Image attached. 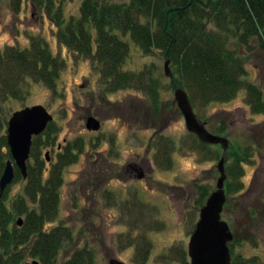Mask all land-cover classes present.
Returning <instances> with one entry per match:
<instances>
[{
	"label": "rangeland",
	"instance_id": "1",
	"mask_svg": "<svg viewBox=\"0 0 264 264\" xmlns=\"http://www.w3.org/2000/svg\"><path fill=\"white\" fill-rule=\"evenodd\" d=\"M67 1L63 15L77 16L83 0ZM15 4L12 0H0V51L10 46L28 48V34L38 35L45 39L51 54L66 65L55 92L43 84L31 83L26 85V94L21 99L0 100V141L7 135V125L2 123L5 117L41 105L54 120L55 149L57 144L64 147L68 143L74 146L78 140L83 143L78 161L63 168L58 218L50 225L68 227L74 235V241L61 250L57 264H65L76 250L84 248L85 241L96 253V264H109L111 260L123 264H165L166 260L174 259L178 249L187 253L190 262L188 244L203 206L200 187L207 191L205 205L216 190L221 154L218 150L222 149L212 146L210 154L204 153L207 151L199 145L197 137L187 131L174 101L171 79L165 76L166 59L156 52L144 55L126 38L130 54L124 70L153 72L160 86L158 108L140 90L125 89L104 97L90 63L58 43L56 28L42 8L35 10L33 3L27 1L17 16ZM240 53L247 81L263 87V55L257 50L247 54L242 49ZM169 69L172 72L171 65ZM245 96V91H240L230 103L193 109L210 133L217 135L218 130L224 129L221 137L229 141L235 155L230 162L227 158L225 167L234 166V162L230 163L243 158L246 149L251 155L252 164L245 167L242 180L244 188L228 198L222 219L230 225L236 254L246 260L256 259L255 264H264V114H254ZM89 117L100 121L98 132L86 129ZM165 143H171L169 168L161 163L159 154ZM45 149L41 155L43 163L44 155L50 153ZM8 151L7 146L0 144L5 162ZM57 151L50 154L48 164H43V169H47L43 174L45 180L57 165ZM93 160H100L98 168L102 171L89 175L93 172ZM141 171L144 177L139 179ZM25 186L22 179L9 185L4 193L7 207L23 193ZM20 218L24 219L15 220ZM147 247L149 257L143 261L141 257Z\"/></svg>",
	"mask_w": 264,
	"mask_h": 264
},
{
	"label": "trees",
	"instance_id": "2",
	"mask_svg": "<svg viewBox=\"0 0 264 264\" xmlns=\"http://www.w3.org/2000/svg\"><path fill=\"white\" fill-rule=\"evenodd\" d=\"M12 1L18 9L21 0ZM27 1L30 5L33 3L34 9L42 8L56 28L55 37L61 46L90 63L104 97L125 89L140 90L158 108L160 86L153 72L124 70L130 54L128 38L144 55L156 52L170 61L173 69L170 88L176 85L183 89L194 109L212 103H230L240 91H245V101L251 111L264 114V83L260 88L247 81L244 57L240 53L242 49L247 54L259 51L264 66V0H131L129 3L83 0L77 16L68 18L63 15L67 0ZM27 1L23 0L25 4ZM27 39L28 48L20 50L10 46L0 51L1 102L21 99L26 94V85L31 83L56 91L65 61L51 54L41 36L28 34ZM9 118H4L3 125H8ZM54 127V123L48 125L45 141L41 136L33 138V163L27 165L23 193L10 207L5 204L4 194L0 198V264H32L33 261L57 264L61 250L74 241L70 228L50 225L58 218L63 168L78 161L83 143L76 141L45 180L42 149L53 143L57 132ZM223 132L222 128L217 135ZM198 143L207 151L204 153L210 154L212 146ZM0 144L7 146V138L2 137ZM170 145L165 143L163 150H159L161 163L167 168L171 165L167 150ZM218 151L221 159L222 150ZM244 153L243 158L247 159L236 158L230 163L234 162V166L225 167L227 204L229 197L244 188L245 167L252 164L248 149ZM234 156L229 146L226 162ZM7 160H12L9 151ZM6 162L0 155V176ZM15 170L18 181L22 175L16 167ZM200 190V204L204 206L207 191L203 187ZM16 217H24L22 226ZM87 246L85 241L84 248L76 250L65 264H96V253ZM235 247L233 240L229 244L232 264L256 263V259L246 260L236 254ZM145 250L143 261L149 257V248ZM173 255L174 259L166 260L165 264H190L184 250L178 249Z\"/></svg>",
	"mask_w": 264,
	"mask_h": 264
},
{
	"label": "water",
	"instance_id": "3",
	"mask_svg": "<svg viewBox=\"0 0 264 264\" xmlns=\"http://www.w3.org/2000/svg\"><path fill=\"white\" fill-rule=\"evenodd\" d=\"M170 61L164 64L165 76L173 80V74L169 69ZM174 101L182 114L187 131L196 136L197 139L210 146H219L222 156L217 165L219 179L216 190L207 198L205 205L201 208L198 222L188 244V257L190 264H232V256L229 244L233 241V234L229 225L222 219L224 206L226 204L225 171L226 153L229 149V141L221 136L214 135L206 129L196 116L188 94L174 85ZM53 122L52 115L41 105L26 107L14 112L7 125V146L12 160L6 162L0 177V198L15 179V167L19 170L23 180L27 178V162L30 157L32 141L34 137L45 132L48 125ZM101 128L99 120L89 117L86 129L98 132ZM144 177V172L139 173V179ZM22 226L23 220H17ZM32 264H40L33 261ZM109 264H123L117 260H111Z\"/></svg>",
	"mask_w": 264,
	"mask_h": 264
},
{
	"label": "flooded vegetation",
	"instance_id": "4",
	"mask_svg": "<svg viewBox=\"0 0 264 264\" xmlns=\"http://www.w3.org/2000/svg\"><path fill=\"white\" fill-rule=\"evenodd\" d=\"M23 6H26V4L23 2V0H21V2H20V4L18 5V9H16L15 8V14L17 15V16H20V14H21V12H22V9L24 8ZM100 90V89H99ZM10 119V118H9ZM9 121V120H8ZM54 121V120H53ZM100 122V121H99ZM53 123V122H52ZM101 124V123H100ZM48 128V127H47ZM47 130V129H46ZM46 130H45V132H46ZM45 132L44 133H42L40 136L43 138V140L45 141ZM91 132V131H90ZM39 137V136H38ZM56 142H57V132H56V135H55V138H54V141H53V143H51V144H48V146H46L45 148H43L42 149V153H43V150L45 149V150H48L49 149V151H50V153L49 152H47L45 155H44V165L45 164H48L49 162H50V158H49V156H51L54 152H55V150H57L58 149V151H57V156L55 157V159H56V166L58 167L59 166V163H60V159H61V157L63 158L64 156H65V154H66V151L71 147L72 148V144L70 145L69 143L68 144H65L64 145V147L62 146L61 147V145L60 144H57V149H55V146H56ZM32 143H33V141H32ZM169 149V148H168ZM167 149V150H168ZM31 150H32V148H31ZM161 151V150H160ZM51 154V155H50ZM9 161V160H8ZM88 161H90V162H92L91 160H90V158L88 157ZM100 160H93V163L91 164V167L93 168L92 169V171L93 172H91V173H93V174H89V175H94V174H97V173H99V172H101L102 170L100 169V168H98V162H99ZM30 163H32V159H31V152H30V157H29V160H28V162H27V165L28 164H30ZM45 170L47 171V169H44L43 170V172L42 173H44L45 174ZM136 171V170H135ZM28 172V171H27ZM48 174V173H47ZM2 175V174H1ZM1 177V176H0ZM27 177H28V175H27ZM15 178H16V170H15ZM22 180H23V178H22ZM26 180H27V178L25 179V180H23L24 182H26ZM14 181H15V179H14Z\"/></svg>",
	"mask_w": 264,
	"mask_h": 264
}]
</instances>
